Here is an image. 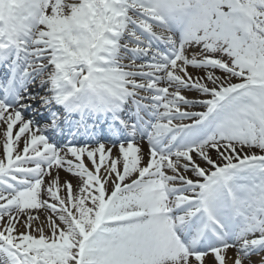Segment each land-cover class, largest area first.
Returning a JSON list of instances; mask_svg holds the SVG:
<instances>
[{"label": "snow or ice", "instance_id": "snow-or-ice-1", "mask_svg": "<svg viewBox=\"0 0 264 264\" xmlns=\"http://www.w3.org/2000/svg\"><path fill=\"white\" fill-rule=\"evenodd\" d=\"M0 264H264V0H0Z\"/></svg>", "mask_w": 264, "mask_h": 264}]
</instances>
